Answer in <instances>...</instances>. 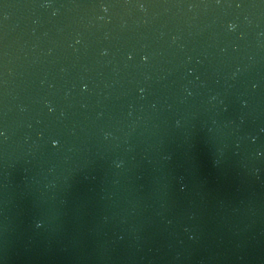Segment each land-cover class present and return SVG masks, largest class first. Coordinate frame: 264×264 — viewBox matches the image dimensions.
Here are the masks:
<instances>
[{
	"label": "water",
	"instance_id": "water-1",
	"mask_svg": "<svg viewBox=\"0 0 264 264\" xmlns=\"http://www.w3.org/2000/svg\"><path fill=\"white\" fill-rule=\"evenodd\" d=\"M0 264H264V0H0Z\"/></svg>",
	"mask_w": 264,
	"mask_h": 264
},
{
	"label": "clouds",
	"instance_id": "clouds-1",
	"mask_svg": "<svg viewBox=\"0 0 264 264\" xmlns=\"http://www.w3.org/2000/svg\"><path fill=\"white\" fill-rule=\"evenodd\" d=\"M229 27H230L231 29L235 30V27H236V26H235V25H230Z\"/></svg>",
	"mask_w": 264,
	"mask_h": 264
}]
</instances>
